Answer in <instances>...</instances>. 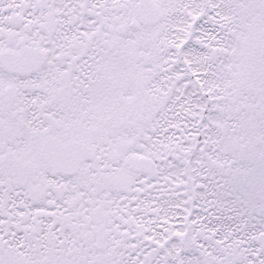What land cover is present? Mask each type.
Wrapping results in <instances>:
<instances>
[{
  "label": "snow or ice",
  "instance_id": "1",
  "mask_svg": "<svg viewBox=\"0 0 264 264\" xmlns=\"http://www.w3.org/2000/svg\"><path fill=\"white\" fill-rule=\"evenodd\" d=\"M0 264H264V0H0Z\"/></svg>",
  "mask_w": 264,
  "mask_h": 264
}]
</instances>
